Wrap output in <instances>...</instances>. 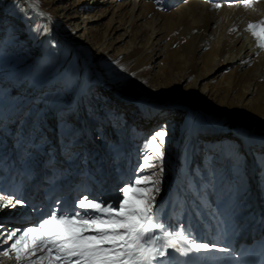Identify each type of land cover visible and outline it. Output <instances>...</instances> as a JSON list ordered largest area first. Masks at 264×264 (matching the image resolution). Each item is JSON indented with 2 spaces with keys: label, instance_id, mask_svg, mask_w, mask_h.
I'll return each instance as SVG.
<instances>
[{
  "label": "rangeland",
  "instance_id": "1",
  "mask_svg": "<svg viewBox=\"0 0 264 264\" xmlns=\"http://www.w3.org/2000/svg\"><path fill=\"white\" fill-rule=\"evenodd\" d=\"M206 1L214 2L216 8L217 3L229 0ZM187 2L38 0L45 14L41 16L25 0H0V80L18 97L15 103L11 100L14 113L0 132V190L3 183L17 184L19 170L27 168L35 170L42 182L52 170L62 173L63 182L85 171L94 186L103 181L109 167L120 183L132 180L125 207L134 206L147 192L144 182L151 179L148 173L156 171L150 168L140 173L137 169L146 160L155 159L151 137L166 131L163 159L158 162L163 169L161 177L167 180L172 173L173 182L184 188L181 193L173 189L172 203L168 199L172 226H177L178 232L180 226L190 227L201 239H217L218 247L231 239L226 233L229 225L232 233L243 238L258 227L256 211L264 212V59L260 65L252 59L218 66L204 76L206 60L212 62L217 57L207 51V33L190 40L200 23L182 7ZM98 12L100 18L94 16ZM76 22L79 26L74 28ZM44 26L51 28L50 35L35 33L37 27L43 30ZM124 29L127 32L122 35ZM110 32L118 39L107 46ZM52 40L55 46L49 43ZM82 57L92 65L84 74ZM248 67H256L257 77L262 75L263 80L250 85L256 89L251 102L240 104L242 70ZM82 75V91L73 95ZM198 75L202 77L191 86ZM115 78L124 86L113 88ZM229 80L227 96L220 99L223 112H214L216 99L211 95L222 96L223 85ZM188 100L194 102L191 108L185 104ZM4 105L10 106L8 102ZM232 117L234 123L257 135L226 130ZM85 119L87 127L82 126ZM80 136L86 140L92 137L97 145L93 149L75 147ZM60 153L65 155L64 163ZM103 153L110 158L108 166L100 162ZM94 159L100 160L97 169L89 165ZM59 164L60 170L54 168ZM77 165L83 171L79 168L74 173ZM137 176L140 184L135 183ZM164 180L161 178V185ZM120 183L114 188L116 193ZM65 190L68 195V188ZM3 215L14 216L11 210ZM250 216L256 219L255 224L249 221ZM260 228L263 225L257 228L262 232Z\"/></svg>",
  "mask_w": 264,
  "mask_h": 264
},
{
  "label": "bare ground",
  "instance_id": "2",
  "mask_svg": "<svg viewBox=\"0 0 264 264\" xmlns=\"http://www.w3.org/2000/svg\"><path fill=\"white\" fill-rule=\"evenodd\" d=\"M25 1L26 2L29 1V4L31 5L30 0H25ZM133 4L134 6L136 5L135 2ZM213 4L214 2L206 1V0H200V1L199 0H188L187 4L182 6L184 9L191 12L192 17L195 18L194 21L200 23V25L195 28L196 31L193 33V36L190 40L193 41L194 38L197 37L199 34L207 33L206 34L208 36V40L206 42L207 51H209L210 56L214 58L217 57V59L212 62H209L208 60H206L208 69L206 72H204V76L207 75L209 72H212L215 67L217 68L218 66H222V65L242 64L252 59L258 62V64L260 65L261 61L264 59V47L259 46L260 41H258L257 38L253 36L252 32L256 31L257 33H260L262 30V27H264V0H255L254 2H251V0L250 1L245 0V1H241V3H237L236 0H233V1L231 0V2L229 0V1L221 3L220 6L216 8H213ZM200 5L202 7L201 9L199 7ZM94 16H96V18H100L102 16V13L98 12ZM90 17H93V15L92 16L90 15ZM250 23L253 25H260V27H256L250 30L248 28V25ZM78 26L79 24L76 22L74 25V28H77ZM50 27H53L52 23ZM126 30L127 29L123 30L122 35H124L127 32ZM110 31H112V28ZM129 31H131L130 28H129ZM155 34H156V29L152 28L151 35L154 36ZM106 36H108V38L106 37L107 46H109L110 44H112L118 39V36H113V32H110ZM67 40H70V39L67 38ZM130 44L129 46H133V44L131 45ZM193 45L194 43L192 44V46ZM81 60H82V74H84L86 72L87 67H91L92 65L89 62L87 64V61L83 57L81 58ZM255 70H256V67L255 68L248 67L242 70L241 77H242V87H243L242 90L243 91L237 98V102L240 104L242 102H249V103L251 102L252 93L256 89L252 87L250 88V85H256L257 83L260 84L263 80L262 75L260 77H257ZM201 77L202 75H198L196 79L192 81L191 86L194 87L196 85L197 80ZM83 81H84V75L81 76L78 84L76 85L73 95L82 91ZM230 84L231 82L229 80L225 83V85H223L222 96H219L216 98L214 94L211 95L212 98L216 99L215 100L216 105L214 107V110H215L214 112H219V113L223 112V102H220V99L227 96V88ZM6 87H7V84L0 80V132L2 131V125L4 126L7 125L8 122H5V121H7L6 120L7 118H10L8 116L14 113L13 109H11V106H12L11 100L14 102L15 100L18 99L15 93H10L9 91H7ZM105 95L106 97H108L107 94ZM105 100H108V99L106 98ZM5 102H8L10 106L4 105ZM185 104L186 106H189L191 108L194 105V102L191 100H188L185 102ZM20 106L21 105H17L16 108H20ZM190 108L188 109V111H191ZM124 113H128V112L125 111ZM103 115L104 113L102 112L101 117ZM99 116L100 115H98V117ZM127 116L128 114H123V117H127ZM70 117L73 118L72 113H70ZM79 121L80 119H78L76 123H78ZM88 125L89 124L87 122V119H85V125H82V126L87 127ZM236 125L237 124L234 123V118L232 117L229 121V126H236ZM244 132H245L244 134L250 135V133L247 130ZM49 134H51V132ZM178 136L179 135L174 136L175 140H178ZM86 137H89V136H86ZM107 139L109 140L111 139L110 135L107 137ZM78 140H80V142H78ZM109 140H106L105 144H108ZM74 144H75V147L77 148H86V149H89V148L93 149L97 145L92 137L86 140V139L81 138V136L78 139H75ZM101 156H102V160L101 161L99 160V161L102 163H106V165L108 166V164H110L109 162L110 158L105 153H103ZM59 157L61 158V160H63L62 163H64L65 155L60 153ZM99 161L95 159L92 160V162L89 164L90 168H93L95 166L96 167L95 169H97L98 168L97 162ZM61 167L62 165L59 164L58 166L54 168L60 170ZM79 168L80 170L83 171L82 167L77 165L73 169V172L76 173V171ZM27 169L26 171H21L19 173L18 177L21 176V179L19 180L17 178V181L19 182V184L15 185L16 186L15 192L18 191L19 194L23 196V200L28 197L36 198L32 203H29V204L22 203V207L29 208V209H37L43 205L42 197L44 193L41 192V194H38L40 190L39 189L40 183H42V179L40 178L37 179V174L35 170H32V172H28ZM106 170H107L106 173L103 174V178H102L103 181H101L100 183L98 182L97 183L98 186L95 185L97 187L91 186V184L89 183V179L86 178L85 171H83V173L80 172L78 174H75L74 176H72V178H68L63 182L61 172L59 171L56 172L55 170L54 171L52 170L50 173H48L45 170V172L48 173V175L45 176V179L50 183L49 187H55L56 185H58V183L61 182V184H59V186L57 187L59 189L61 188V190L56 189L54 192H48L46 204H48V202L50 201H54L55 199H58L59 211H56V212L62 213L63 209L71 210L73 201L83 191H87L92 195H99L103 200H105L109 204L112 203L113 200L117 198V193L115 192L114 188L117 185V183H120L121 179L117 178V175L114 172H112V170H110L109 167L106 168ZM161 178H164L165 180L162 181V185H161L162 191L156 200L157 212L160 214L161 220L163 222L172 226V222L174 218H173V215L170 214L169 206L171 205H169L168 199H170V203H172L171 195H172L173 189L177 190V193H181V190L184 191V188L183 186L179 185L177 182L175 181L173 182L174 176L172 173L167 175V180L165 177H161ZM34 180H36L35 185H33ZM63 184L66 186L65 188H63L64 187ZM121 184L123 185V182L120 183V185ZM120 185L118 187H120ZM67 188L69 192L73 190L74 194L69 195V192H68V195H66L67 193L65 194L62 189H67ZM101 191L103 193H101ZM37 197H40V199ZM5 199L8 200L7 198ZM8 201L9 203H15L13 197H11V199ZM3 203L4 201L0 200V204H3ZM17 205L21 206V204H15V206L11 208L9 207L0 208V214L2 215L4 211L8 212L9 210L13 212L16 209ZM50 210H52L51 205L47 208L46 210L47 212L46 211L38 212L37 214H35L34 222L41 223L42 217H46ZM1 217L6 218V216L4 215ZM258 217H260V215ZM248 218L250 219L249 221L252 224L256 223V219H253V216H250ZM77 223L92 224V221L79 220L77 221ZM197 223H199V221H196L195 224L198 225ZM8 224H12V223L9 221ZM104 226H105V223H101L100 221H96L95 224L93 225V227L95 228H104ZM233 226H236V223ZM55 227L56 225L50 224L46 226V230L54 229ZM231 228L232 226L229 225L228 227L229 230L227 232L222 227L220 229L232 235L234 233H232ZM258 232L260 231H257V228H256L251 232V234H253V238L255 242H257L258 240L261 241L262 248H258L254 253H251L252 255L251 264H255V257L264 258V234H262V232H260V234H257ZM84 234L92 235L90 231ZM31 236L35 237L34 234H31ZM248 238H249V235L247 237H244L241 240L235 239L236 242L234 245L237 246L240 243H245L248 241ZM14 240L15 239H13V241ZM27 240L30 241L29 236H26L25 243L30 247L33 242L28 244ZM13 241L10 243H6L7 238L4 237L0 239V248H3L2 250H0V258L2 262L1 264H60V260L63 257V252L58 253L55 248H53L52 251L49 252L47 249L50 247V244H46L45 247L41 249L40 251L36 252L34 256H26L20 261H17L16 252L15 250L11 248ZM221 243H226V245H228L230 244V240H225L224 242L222 241ZM221 243L219 244V246H221ZM180 247H185L183 241L181 242ZM4 251H7L8 255H3L2 253ZM215 253L216 251L209 252L207 253L208 254L207 256L206 254H203V253L192 252L187 258H183V257H180L178 253L174 252L172 257L170 258V262L171 264H237L238 263L237 256L235 254H230L229 252L227 253L223 252V255L221 257H225V259L223 260L221 257H219L216 262L214 259ZM21 255L22 257H24L23 252L21 253ZM72 259L74 260L76 258L73 257Z\"/></svg>",
  "mask_w": 264,
  "mask_h": 264
},
{
  "label": "snow or ice",
  "instance_id": "3",
  "mask_svg": "<svg viewBox=\"0 0 264 264\" xmlns=\"http://www.w3.org/2000/svg\"><path fill=\"white\" fill-rule=\"evenodd\" d=\"M31 6L38 8V0H31ZM220 3L216 4L219 7ZM39 15L45 14L40 12ZM47 19L51 21V17ZM260 25L249 24L248 28L254 29ZM35 33L38 35H50L51 28L44 26L43 30L37 27ZM253 36L260 41L259 46L264 47V27L260 33L252 32ZM55 46V41H49ZM113 88H121L124 83L118 78L111 81ZM166 131H158L151 140L154 142L152 151L155 159H148L137 169L138 172H148V169H156L149 172L151 179L144 182L145 195L138 198L134 206L125 207L126 195L130 191L132 180L123 182V187L117 188V197L124 195L125 199H114L112 203L103 200L99 195H92L83 191L72 203L71 210L63 209L62 213L50 210L46 217H42V222L32 228L9 230L7 239L13 240L11 248L16 252V260L20 261L26 256H34L36 252L50 244L49 252L53 248L63 252L60 264H171L170 258L173 253H178L180 257L187 258L190 253L207 254L212 251L229 252L226 245L218 247L217 239L204 240L195 236L190 227L183 228L178 232L177 226H170L161 220L157 212L156 200L162 191L161 176L162 166L158 162L163 159L164 136ZM159 138V139H158ZM147 143V141H146ZM136 184L141 181L137 176ZM5 196L14 198L15 203H9ZM0 200V208L14 207L25 201L19 192L3 193ZM117 205L120 210H117ZM115 213L113 215L112 213ZM92 221V224H79L77 221ZM96 221L108 224L105 228H95ZM56 225L54 229L46 230L47 225ZM0 227H3L0 225ZM37 228L42 231L39 238L34 240L29 247L26 243V236L34 233ZM92 235H85L86 232ZM19 233V235H18ZM183 241L185 247H180ZM190 241V243H189ZM110 245V247H105ZM24 253L22 257L21 253ZM8 255L7 251L2 253ZM76 259H72V258Z\"/></svg>",
  "mask_w": 264,
  "mask_h": 264
},
{
  "label": "water",
  "instance_id": "4",
  "mask_svg": "<svg viewBox=\"0 0 264 264\" xmlns=\"http://www.w3.org/2000/svg\"><path fill=\"white\" fill-rule=\"evenodd\" d=\"M27 5L29 6V7H31V8H33L30 4H29V2L27 1ZM33 9H35L36 11H39V12H42V10L38 7V8H33ZM43 13V12H42ZM51 22V21H50ZM65 41H67V43H69L70 45H72L73 46V43L70 41V40H65ZM75 49V48H74ZM78 51V53H80V51L79 50H77ZM140 101H143V100H140ZM197 112H199L198 110H197ZM199 113H201L202 114V112H199ZM203 116V118L205 119V116L204 115H202ZM185 120V119H184ZM183 126H184V122H182V128H183ZM226 129V128H225ZM226 130H228V131H230V130H241V131H248L249 133L251 132V135H257L256 133H254L250 128H247V127H245V126H243V125H237V126H229V128H227Z\"/></svg>",
  "mask_w": 264,
  "mask_h": 264
}]
</instances>
